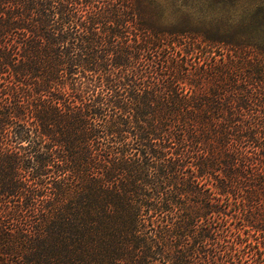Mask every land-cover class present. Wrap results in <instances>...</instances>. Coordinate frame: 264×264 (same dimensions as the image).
<instances>
[{
    "label": "trees",
    "instance_id": "trees-1",
    "mask_svg": "<svg viewBox=\"0 0 264 264\" xmlns=\"http://www.w3.org/2000/svg\"><path fill=\"white\" fill-rule=\"evenodd\" d=\"M157 14L0 0V264H264V35Z\"/></svg>",
    "mask_w": 264,
    "mask_h": 264
},
{
    "label": "rangeland",
    "instance_id": "rangeland-1",
    "mask_svg": "<svg viewBox=\"0 0 264 264\" xmlns=\"http://www.w3.org/2000/svg\"><path fill=\"white\" fill-rule=\"evenodd\" d=\"M155 4L159 21L167 27L199 35H264V0H155ZM253 23L263 25L251 29Z\"/></svg>",
    "mask_w": 264,
    "mask_h": 264
}]
</instances>
